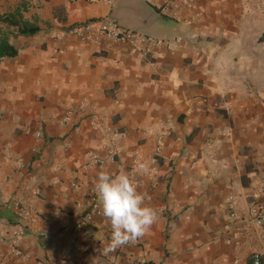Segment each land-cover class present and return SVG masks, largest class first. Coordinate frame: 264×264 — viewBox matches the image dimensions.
<instances>
[{
	"label": "crops",
	"instance_id": "0c3cea01",
	"mask_svg": "<svg viewBox=\"0 0 264 264\" xmlns=\"http://www.w3.org/2000/svg\"><path fill=\"white\" fill-rule=\"evenodd\" d=\"M161 6L0 0V264H264V0ZM108 19L163 45L55 38ZM101 171L158 215L137 246L76 206Z\"/></svg>",
	"mask_w": 264,
	"mask_h": 264
},
{
	"label": "clouds",
	"instance_id": "9594fccd",
	"mask_svg": "<svg viewBox=\"0 0 264 264\" xmlns=\"http://www.w3.org/2000/svg\"><path fill=\"white\" fill-rule=\"evenodd\" d=\"M95 190L102 206V214L112 229L107 251L135 243L157 222L156 211L147 206L146 194L137 191L128 175L121 171L110 175L101 171Z\"/></svg>",
	"mask_w": 264,
	"mask_h": 264
},
{
	"label": "built area",
	"instance_id": "2783aa9c",
	"mask_svg": "<svg viewBox=\"0 0 264 264\" xmlns=\"http://www.w3.org/2000/svg\"><path fill=\"white\" fill-rule=\"evenodd\" d=\"M88 2H100V3H110L111 0H85ZM170 0H162L161 10H166V5ZM179 3L184 7H190V0H178ZM175 18V17H174ZM178 20V18H175ZM181 20V19H179ZM187 22V21H184ZM66 35H71L77 37L81 42H86L92 36H101L119 43L130 46L135 51H138L143 56H148L153 51L163 45V42L157 40L151 36L144 35L137 31L128 30L120 27L116 21L108 19L107 21H88L76 25L66 31H62L56 34L55 38L60 40ZM40 136V133L37 134ZM159 150V146L157 147ZM154 162V160H152ZM93 164L101 165V161L98 156L91 155L90 162L86 165V168H90ZM94 183L89 189L83 192V199L76 203V206L80 208L86 221H91L94 216H101L102 208L99 205V198L95 190ZM75 186V185H74ZM250 215L254 224L257 227H262L264 221V203L255 202L250 207ZM112 230L108 232V237L111 239ZM140 239L135 243H129L127 245L121 246L123 248H129L131 246H137ZM253 264H260V255L255 253L252 257ZM143 264V263H140Z\"/></svg>",
	"mask_w": 264,
	"mask_h": 264
},
{
	"label": "trees",
	"instance_id": "16d2710c",
	"mask_svg": "<svg viewBox=\"0 0 264 264\" xmlns=\"http://www.w3.org/2000/svg\"><path fill=\"white\" fill-rule=\"evenodd\" d=\"M37 31V28L34 26H29V25H23V28L20 29V33L23 35H29L33 34ZM16 51L7 43L6 39H1L0 40V58L4 56H15Z\"/></svg>",
	"mask_w": 264,
	"mask_h": 264
}]
</instances>
